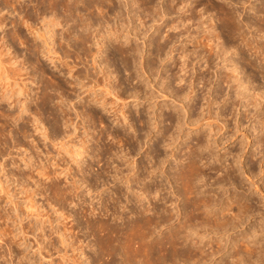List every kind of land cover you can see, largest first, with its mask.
Listing matches in <instances>:
<instances>
[{"label": "rangeland", "instance_id": "374dc122", "mask_svg": "<svg viewBox=\"0 0 264 264\" xmlns=\"http://www.w3.org/2000/svg\"><path fill=\"white\" fill-rule=\"evenodd\" d=\"M81 1L82 3L84 2L85 4H88L92 0ZM221 1L226 2L228 6L235 9L237 20L242 24L243 28L245 27L244 24H246L245 19L247 16H249V14L250 16L252 15L248 9L251 5H258L259 3V0H239V2L236 0ZM243 1L245 3H243ZM82 3L80 2L78 4L80 14L78 13V15L75 14L76 16H73L78 18L77 16L83 14L85 17V14L87 16L91 13L90 16L93 21L96 22L95 25L100 22L102 30H106L105 33L108 36L105 35L107 36V39L97 38L100 37L102 31L100 29V32H96L100 26H95L97 29L92 27L95 30L92 28L90 30L91 34L89 38L91 39H89L88 44H82L79 42L80 40L77 39L78 33L80 34L82 32L81 28L79 26L76 27L75 21L68 20L66 23L62 21L61 24L53 27L54 34L52 36L53 39H51V45L52 48L58 52V56L61 57L60 61L56 59V55L52 56L53 59H51V56H49L46 53V50H44V46L41 47L43 49H40L45 52L35 51L29 49L26 43L23 44L19 43V41H15L14 48L28 57L36 66L44 68L47 72L45 77L48 76L45 79L49 82H53V79L54 81L61 82L66 77L70 78L67 67L63 66L64 63L61 62L63 61V58L67 59L64 60L69 63V66H73V71H76L79 75L80 80H77V85L74 86V90L64 92V107L68 111L74 125L81 126L82 124L83 115L79 114L81 113V110H85L83 105L91 109L96 117L95 126H91L90 124V126H88V132L92 133V140L90 138V143L88 145L93 151L90 154L93 159L89 158L90 156L87 157L88 161H91V169L89 171L90 173H84L85 177L90 179V182L94 184L93 186L90 184H84L87 182L82 184L83 181L80 179V175L82 174L79 173L76 180L79 184H82L81 188L84 187L82 189L83 193L88 190L87 194L85 193L84 198V201L86 202L84 203L83 200H80L81 196H79V200L76 198L77 196H75L74 199L76 200L74 201L73 199L74 203L69 200V203L67 202V204H63V211L60 210V212H55V208L58 209L60 206H57L60 203L59 197L55 195L56 193L51 188H49L50 186L47 182L49 179L45 180L46 182L43 180L46 178L44 176L46 174H43L42 178V174L38 173V169H41L40 167L42 166L44 168L45 166V171L53 172L55 168L57 171L59 168L63 167L60 162L62 164H67L69 161H66V158H61L62 154H58L53 143H51L46 137H43L41 134L42 132L40 131L39 133L37 130L38 128H34L35 122L32 121L34 117L32 114L34 115V110L36 109L35 106H37L36 102L39 101L37 99V91H39V89H36V82L35 84L31 82L29 83V95L22 93L20 95H15V97L6 95L7 98L3 99V101L0 100V108L3 110H1L2 112L0 111V180L6 190L12 195L10 200L18 202L16 211L13 209V205L8 202L10 201L8 196L4 192H0V263L18 264L20 260H22V263L19 264H66V260L67 264H78L79 262L80 264H98L100 260L103 262L102 259H99L100 253L98 251L100 248L98 249L97 246L99 247L100 245L96 242V237L91 232H86L84 227L81 228L80 226L77 227L75 225L76 220H73V218L75 219V217H78L79 219L81 216H77L75 213L79 210L77 208L79 207V202L83 201V205L89 204V207L86 206L88 209L94 208L93 217L96 215V217L103 220L107 219L109 221L110 219L111 222L113 221L115 223H119L117 220L121 221L118 217H126L127 215L129 217L130 214H136L138 213V210L146 208H148L146 214H152L155 212V215H152L158 216L162 209H169L172 213H175L174 216L177 217L181 214L183 197L181 195V190L179 189L180 184L177 183V179L173 176V172L169 171H173L177 163L181 162L191 149L195 150V152L202 157V163H205L207 166L215 165V167H217L221 165V168L223 166V169L224 167H229L228 169H230V181L226 182L229 186L222 181L221 183H223V185L215 182L216 179H220L222 173L221 170H219V172L212 171L210 173V179L207 176L206 179L204 178L200 181L201 193L203 192V195L209 194L212 195L213 198L215 197L216 205H213V208L211 207L210 209L212 211L216 209L217 211H219L218 209L221 210L230 197L232 200L235 199L232 204L234 206H230L226 211L228 216L234 215V211H237L236 203H240V201L243 202V204L250 205L248 207L251 209L246 210V214L243 215V217L245 216L244 219L242 217L243 220L241 219L240 222L235 223V227L234 225L232 226L233 229H230V227L228 230L225 229V231L224 229H222V231L221 229H218L217 231H214L218 233L214 234L207 226L209 228L208 230L203 229V231H200L204 242L212 238L217 239L219 242L221 241L220 244L222 245V249H220L221 251L216 255V258H225L229 254L232 240L237 237V235L238 237H240L239 235L251 236L248 240L250 239L252 243L254 240L261 243L264 242V154L261 155L256 153L255 155H251L252 150L254 151L256 145L254 140L258 139L256 136H259L261 132H258V134H256L257 132H253V134L251 133L250 139L253 141H251V144H248V141L244 139L245 143L240 147L238 139H241L242 135L238 134L239 138L237 139V136H234L231 139L232 143L227 142L224 145H220L218 147V152H216L217 154L222 153V156L220 155L221 160L217 161L210 158L208 150L203 146L204 126L197 129L192 125L186 124L188 118L194 119L200 115L202 105L205 101H203L202 98L207 96L206 92L209 88H211L210 91L218 102V110L221 113L223 112L222 116L226 119L229 128L233 126V117H236L234 115L238 110L242 112V109H239V106L236 104L234 105L235 102H232L234 96L233 90L232 87L229 86L230 83L223 80L221 76L223 75V68L222 64L219 63V60H217L218 58H214V56L210 57L201 46L198 44L195 46L194 44L195 40L200 39L203 30H205L203 27L204 24L201 22L206 18V15L200 16V10L193 7V0H106L103 1L104 10L107 11L104 16H102L103 14H98V11L94 9H91L90 12H86L82 9ZM248 4L250 5L248 6ZM210 9V14H212L213 20H215L217 18V11ZM157 11L159 12L157 13ZM50 13L51 12L48 9H44L42 6L37 10L35 0H19L18 2H14L13 5L7 3L5 0H0V17L3 18L1 29L10 30L12 28L11 21L14 20L17 23V28L23 41L26 39L30 41V38L33 37L30 30L26 27V24L31 23L34 26H41L43 24L42 19L44 17L49 19L52 14ZM62 14L63 13L61 12L58 13L60 19H63L64 17ZM100 17L103 21H100ZM24 20H28L26 24L23 23ZM104 21H107L108 23L105 22V24H102ZM175 21L179 23L178 26H176L177 29L175 27H170ZM103 25H107V28H103ZM256 25L259 26V28L262 26L263 29L261 27V29H258L259 31H257ZM256 25L250 24L249 27L248 23V26L245 27L248 29L245 30L248 31L247 33L249 36L251 34L257 35V39L262 42L264 40V25ZM111 26L116 31L109 39V31L112 28ZM254 26H256V28ZM260 34L263 35L261 36ZM117 35L120 37L118 38ZM259 35L261 37H259ZM232 44H235L233 45L235 49H232L230 55H233L232 57H234L235 63L237 62L238 64V71L241 72H239V76L248 79V76L250 78L253 70L246 60H242L241 53L238 51V43L233 42ZM133 47L136 48L135 53L132 52L134 64L131 62V57L128 54L125 55L123 52L125 50H130V48ZM98 49H101L99 50L101 53L98 52ZM246 52H244V54L251 56L250 52ZM184 54L186 56L185 61H183L184 58L181 57L184 56ZM93 57H95V63L92 61ZM253 57L254 55L251 56V58ZM259 60L260 59H257V61ZM184 62V66L181 65ZM105 63H107V66L104 69H107V72L112 73L110 83L115 84L114 87L116 88V91H124L123 94H120V97L121 102H124L122 110L124 109L123 112L127 118L126 120L122 119V116H120L121 110L115 114L113 109L110 108L111 106L108 107L109 105L101 106V103L97 101L88 104L89 98H92L91 96L93 95L90 93V97L87 98L86 94L88 93L86 89L89 88L93 80L101 76L100 68L102 69ZM261 63H263V61ZM131 66H134L137 69L138 78L134 80H126L125 77H127V72L129 71L127 68L131 69ZM145 71H147V73ZM10 76H13V74ZM15 77L14 79H12L13 77L9 78V81L7 82H11L10 84L5 81L4 85H2V83L0 86H8V88H10L11 85L18 80V77L17 80ZM181 78L182 81H180ZM251 78H253L250 79L251 84H247V86L252 85L253 87L250 89V93L253 95V93L255 94L264 91V78L259 76H255V79L254 77ZM146 79L149 80L147 81ZM190 81L193 82V98L191 100L188 98L183 99V102L189 111V113H184L181 101L174 100L172 94H175L176 96L178 95V97H183L184 94L189 91V85L187 84ZM161 83L162 87H166V89H164L165 91H162ZM258 89L261 91H258ZM161 91L167 96L163 97ZM54 93L53 103L49 105L53 108L54 104L60 100L58 97L59 95H56L58 93ZM253 96L257 97V95ZM262 96L263 97H260L257 101L260 113L264 111V95ZM111 98V95H107V101L109 99L111 100ZM16 99L26 101L25 104L28 107L27 111H20L22 105L20 104L21 102L17 103V101H13ZM217 106L214 105V107ZM57 111L58 110H56V113H59V111ZM252 112L253 110L251 113ZM251 113L248 114L250 115L249 122L245 120L247 118L242 117L244 124L247 123V125H252L253 121L251 119ZM17 114H20L21 116L14 119L13 117ZM46 116H48V114H45L44 112L42 118L44 117L43 122L48 130L47 132L53 131L61 136L67 129H70L73 132V125L70 127V124H68L69 126L66 127L60 122L56 124L57 126H53L49 118L50 116ZM85 119L86 118H84V120ZM98 119H101V124ZM36 124L38 123L36 122ZM92 127H95L94 130ZM177 127H179L180 130L177 131ZM227 130L228 129H226V132L229 133ZM82 131L83 128L81 127L74 132L75 135L78 133L80 136ZM161 132L164 133L167 138H163ZM170 136H173L174 138L171 140ZM227 150L231 151L230 154L227 153ZM255 152H257V150ZM94 154L95 157L93 156ZM51 156H53L55 160ZM24 158H26V160ZM52 159L54 160L53 162ZM26 161L29 162V164H26ZM52 164L55 165L51 166ZM58 164L62 167H56ZM36 166H38V168ZM70 166L77 169L75 165L70 164ZM232 167H242V169L241 171H232ZM249 167L251 168L252 175L249 174L248 176V170L246 169ZM132 169H134V171ZM36 171L38 174H36ZM102 171H105L106 174ZM99 172L101 174V176H98L100 180L96 179V182H94V179L97 177L96 174L100 175ZM49 174L52 176V173ZM31 175H33V177ZM127 175L131 180L127 179ZM62 176L63 175L59 176L60 185L64 186L65 179H63ZM122 176L123 178H120ZM124 176L130 181H125L126 179ZM101 177H104L105 180H102ZM78 178L80 180H78ZM134 178L135 180H138L135 181L133 180ZM67 180L71 181V178H67L66 181ZM36 181H38L39 184ZM229 182H231V184ZM45 184L46 186L43 188ZM146 185L150 186L154 191V194L151 195L152 197L147 196L145 193L143 194L144 189L142 186ZM255 185L263 190L262 194L257 190L258 188L255 187ZM88 186L90 191L86 188ZM233 186H236V189ZM25 187L29 188V191H27ZM27 195H32L33 197L32 199L35 205L33 210L29 207L31 203L30 198ZM25 197H28L29 199L27 200ZM236 198L240 200H237ZM77 200L79 202H77ZM52 206L56 207L54 208ZM17 212L18 214H16ZM61 213L66 216L69 215L70 218L63 219L62 217L65 215L61 216ZM230 213L232 214L230 215ZM32 214H34V216ZM17 218H22L21 222ZM66 222H68V226L74 224V227L70 229V234L73 233L76 238H71L73 240L72 243L69 247L66 246L64 248V245L62 246L60 243V238L58 233L56 234V230H61V226ZM173 224L176 225L175 222ZM174 226L172 225V227ZM162 227L160 233L168 230L165 226ZM166 227H168V225H166ZM210 231L212 233H210ZM157 232L154 234L155 237H158L159 235V232ZM79 246L83 251L80 250ZM62 247L65 250H62ZM11 250L14 251L12 252ZM63 252H65L66 256ZM82 252L84 254H82ZM168 252L170 253L171 250H168ZM63 256L64 258H62ZM124 256L127 257L126 254L122 255V257ZM116 257L121 259L120 255ZM124 258L121 260H124ZM94 260H96V262ZM102 262L99 264H102ZM212 263L213 262H209L208 264ZM221 264H224V262H221Z\"/></svg>", "mask_w": 264, "mask_h": 264}, {"label": "bare ground", "instance_id": "6f19581e", "mask_svg": "<svg viewBox=\"0 0 264 264\" xmlns=\"http://www.w3.org/2000/svg\"><path fill=\"white\" fill-rule=\"evenodd\" d=\"M5 1L7 3H11L13 5L14 2H18L19 0H5ZM35 1H36L37 10H39L40 7L42 6L44 9H48L52 14L50 13L51 17H49V19L48 18L46 19L45 17L42 19L43 24L41 26H37V25L34 26L31 23H27L28 20L23 21L24 24L27 23L26 27L30 30V33L33 35V37L30 38L31 39L30 41L28 39H26V40L24 39L25 41H23L21 39L22 37H21L19 30L17 28V23L14 20L11 21L12 28L10 30L1 29L2 25H3V18L0 17V84L3 83L2 85H4V82L9 81V78H11V77H13L12 79H14L15 76L18 77V80H17V77H15L17 82L16 83L14 82V84H12L10 88H8V86H2V85L0 86V100L3 101V99L7 98L6 95H10V97H15V95H20L21 93L25 94V95H29L28 94V93H30L29 92L30 88L28 87L29 83L31 82V83L35 84V82H36V85H35L37 87L36 89H39V91H37L38 92V94H37L38 98L37 99L39 101L36 102L37 106H35L36 109L34 110L35 111L34 115L32 114V116H34L32 121L35 122L34 124L36 125V127L34 125V128L35 129L38 128L37 130L39 131V133L41 131L42 132L41 134L43 135V137H46L51 143H53V145L56 147V150L58 151V154L59 155L62 154L61 158H66V161L67 160L69 161V162H67V164H65V163L62 164L60 162V164L63 165V167L60 166L59 164L56 165V167L58 166V168L62 167V168H59V170H57V171H56V168H55V170H53V172L45 171L46 170L45 166H44V168H43V166L42 167L39 166L42 170L41 169H38L39 171L37 170L39 174H42V176L40 175L42 178H43V174H46V175H44L46 178L43 180L45 181V180L49 179L47 181L49 186H50L49 188H51L56 193L55 195H57L59 197L60 203L59 202H58L59 204L56 203V204H58L57 206L60 205L59 208L57 207L58 209H56L55 208L56 206L55 207L52 206V207L55 208V212H57V211L60 212V210L61 211L64 210L63 204H67V202L69 200L73 201L75 196H77L76 198H78V200H79V196H81L83 198L82 199L80 197V200H83V201L85 200L84 199L85 193L87 194L88 190L85 191V193H83L82 189L84 187L81 188L82 187L81 185L84 182H87L84 184H88V185L90 184L92 186L94 184V183L92 184V182H90V179L85 177L84 173H86V172L90 173L89 171L91 169V161L89 162L87 157L90 156V154L93 152L89 148V145H88L90 143V138L92 137L91 136L92 133L88 132V126H90V125L93 126L95 124V121H96L95 118L96 117L94 116L91 109H89L85 105H83L85 110L83 109V111L81 110V113L79 112L80 113L79 115H81V114L83 115V119H82L83 121H82L81 126L79 125L80 126L79 127L78 125L73 124V120L69 116L68 111L65 109L64 99H63L64 92L74 90V86L77 85V80H80L77 72L73 71L74 67L69 66V63L66 61L67 60L66 58H63L62 60L64 62L63 61H61V62L64 63L63 66L67 67V71H68V74L70 75V78L66 77L61 82L56 81V80L54 81V79H53V82H49L45 79L48 77V76L45 77V74L47 73L46 70L42 67L36 66L28 57L21 54L17 50H15L14 42L19 41V43H23V44L26 43L28 45L29 49H32L35 51L43 52L44 50H46V53L49 56H51V59H53L52 56L56 55L55 56L56 59L60 61L61 57L58 56L59 55L58 52L52 48V45H51L52 40L51 39H53L52 36L54 34L53 27L55 25L61 24L62 21H64L65 23L68 22V20L75 21L76 27L79 26L81 28V31L83 32V33L81 32L80 34L78 33V35H77L78 36L77 39H79L80 40L79 42H81L82 44H88L89 39H91L89 37L91 34L90 30L92 27L95 28V26H97V27L100 26V28L98 27V29L95 28V29H97L96 32H100V29L102 31V34L100 35V37L96 36L97 38L107 39L108 35L105 33L106 30L105 31H104V29L102 30L101 23L98 22V19H97L98 24L95 25L96 22H94L92 17L90 16L91 13H89L87 16L85 14V17L83 16V14H81L80 16H77L78 18H75L73 16L75 14L78 15V13L80 14V8L78 7V4L80 2L82 3L81 0H35ZM103 1H106V0H92L88 4L87 3L85 4L83 2L82 3L83 4L82 9L85 10L86 12H88V11L90 12L91 9H94V10L98 11V14H103L102 16H104L107 13V11L104 10ZM236 1L239 2V0H236ZM193 3H194L193 7L200 10L199 11V14H201L200 16L206 15V18L204 17L205 19L201 22L204 24L203 27L205 30H203V34L200 37V39L195 40V43L194 42L193 43L195 44V46H196V44L201 46V48H203V50L205 52H207L210 57L214 56V58L215 57L218 58L217 60H219V63L222 64V68H223V75H221V76H222L223 80L230 83L229 86L232 87V90H233L234 96H233L232 102H235L234 105L235 104L238 105L239 109H242V112L238 110V112L234 115L236 117H233L234 118L233 126L231 128H229L227 126L226 119L222 116L223 112L221 113L218 110V106H217L218 102L216 101V98L212 95V92L210 91L211 88H209L208 91L206 92L207 96L202 98V100L203 101L205 100V101L202 105L200 115L194 119L188 118L186 124L192 125L194 128H197V129L202 128L204 126L203 127L204 128V130H203L204 131L203 146L205 149L208 150V155L213 160H217V161L221 160V156H222L221 154L222 153L217 154L218 147L220 145H224L227 142L232 143L231 139L234 136H237L236 138L238 139L239 138L238 134L242 135L241 139L240 138L238 139V143H239L240 147H241V145H243V143H245L244 139H246L248 141L247 142L248 144H251L252 140L250 139V135H251V133L253 134V132L254 133L257 132L256 134H258V132H261V133L259 136H256V138L258 137V139L254 140L256 145L254 144L255 148H254V151L252 150L251 155H253V154L255 155L256 153L263 155L264 154V111L262 113L259 112L257 101L260 99V97H263L262 95H264V91H261L260 90L261 88L258 89V91L260 90L261 92H259V93L257 92L255 94L253 93V95H255V96L257 95V97H254L250 93V89L253 88L252 85L247 86V84H251L250 79H253L251 77H254V79H255V76H257V77L259 76L261 78L262 77L264 78V40L261 42L259 39H257V37H256L257 35H254V34H251L252 36L250 35L251 36L250 37L247 33L248 31H246L248 28L246 29L245 27L248 26V23H249V27H250V24L264 25V0H259L258 5H251L250 6V8L248 10H250V13L252 15L250 16V14H249V16H247V18L245 19L246 24H244L245 25L244 28H243L242 24L237 20V15H236L235 9H233L231 6H228L226 4V2H224V1H221V0L220 1L219 0H193ZM240 3H242V2H240ZM243 3H245V2L243 1ZM249 5L250 4H248V6ZM210 8L217 11V18L215 20H213L212 14H210L211 13L209 11ZM59 12L63 13L62 14V15H64L63 19H60L58 17ZM158 12L159 11H157V13ZM197 12H198V10H197ZM160 14H161V12H160ZM163 15H165V14H163ZM101 19L102 18L100 17V21H103ZM105 22H107V21H104L102 24H105ZM178 24L179 23L175 21L174 24H172L170 27L176 28V26H178ZM106 26H104L103 28H107ZM256 26H254V27L256 28ZM261 27L259 28V26H257V28H256L257 31H259L261 29ZM94 28H92V29H94ZM175 28H174V30H175ZM262 29H263V27H262ZM108 31H109V29H108ZM115 31L116 30L113 29V27L110 29L109 39L111 38V35H113L115 33ZM68 33H69V31H68ZM94 33H95V31H94ZM69 35H70V33H69ZM95 35H97V34H95ZM260 35L262 36L263 34H260ZM260 35H259V37H261ZM117 36H118V38L120 37L119 35H117ZM127 36H128V34H127ZM115 38H117V37H115ZM233 42L238 43L237 44V46L239 48L238 51H240V53H241L240 55L243 58V59L242 58L241 59L243 61L246 60L248 65L253 70V73H251L250 78L248 76V79L245 77L242 78L239 76L240 71H238V68H237L238 64H237V62L235 63V59H234V57H232L233 55H230V52L232 51V49L233 50L235 49L233 46L235 44H232ZM198 45H197V47H198ZM43 46L45 47V49L41 50V49H43V48H41ZM135 49L136 48L133 47V48H130V50L123 51L125 53V55L128 54L131 57V62H133V64H134V58L132 55H133V53H135ZM99 50H101V49H98V52H100ZM122 50H124V49H122ZM243 51L244 52L247 51L248 53L250 52L251 53L250 55L251 56L254 55V57L251 58V56L244 54ZM136 52H137V50H136ZM238 54H239V52H238ZM64 55H65V53H64ZM95 55H93V56H95ZM245 55L248 57H246ZM55 57H54V59H55ZM181 57H183L184 58L183 61H185V58H186L185 54H184V56H181ZM56 59H55V61H56ZM64 59H66V60H64ZM92 59H93L92 60L93 63H95L96 62L95 57H93ZM257 59H260V60L257 61ZM262 61H263V63H261ZM106 64L107 63L104 64V67L102 69L100 68L101 76L99 78L93 80V81L91 80L92 84H90L89 88L86 89V91L88 93V94H86L87 98L90 97V93H92L91 95H93V96H91L92 98H89L88 104H90L93 101H97V102L101 103V106L109 105L108 107L111 106L110 108L113 109L115 114H117L118 111L121 110L120 116H122V119L126 120L127 118L125 116V113L123 112L124 109L122 110V106H124V102H121V97H120V94H123L124 91L123 90L116 91L115 90L116 88L114 87L115 84L110 83L112 73L107 72V69H104L107 66ZM184 64H185V62L182 63L181 65L184 66ZM100 66H102V65H100ZM181 68H182V66H181ZM127 70H129V71L127 72L128 73L127 77H125L126 80H134V79L138 78L137 77L138 76L137 75V69L134 66H131V69L127 68ZM147 71H148V69H147ZM147 71H145V72L147 73ZM11 74H13V76H10ZM86 74H87V72H86ZM145 76H146V74H145ZM177 80H178V78H177ZM13 81H15V80H13ZM180 81H182V78L180 79ZM10 83L11 82H9L8 84H10ZM187 85H189V89H188L189 91L186 92L185 94H184V92H185L184 91L183 97H181V96L178 97V95L176 96L175 94H172V96H174L173 97L174 100L181 101V106L184 110V113H189V111H188V108H186V105L184 104L183 99L188 98L189 100H191L193 98L192 94L194 92L193 82L190 81ZM249 86H251V87H249ZM161 88H162V91H165L164 89H166V87H164V86L162 87V83H161ZM253 91H254V89H253ZM54 92L58 93L56 95L57 96L59 95L58 97L60 100L57 101L56 103L54 102L55 104H54V108H53L52 106H49V105L51 103H53V95L55 94ZM107 95L108 96L111 95L112 98H111V100L109 99L110 101L109 100L107 101ZM162 95H163V97L167 96L164 92H162ZM13 101L14 102L17 101V103L21 102L20 103L22 105L21 110H20L21 112L27 111L28 107L25 104V102H26L25 100L21 101L19 99H16ZM117 102H119V103H117ZM214 105H216L217 107H214ZM230 105H232V104H230ZM1 110L2 109L0 108V111ZM56 110H58L59 113H56ZM252 110H253V112L251 113ZM44 112H45V114L46 113L48 114V116H46V117L50 116L49 118H50L51 124L53 126L60 123V122H62L63 125H65L66 127L69 126L68 124H70V127L73 125V132L70 129H67L62 134V136L57 134L56 132H53V131L47 132L48 130L45 127V124L43 122L44 117L42 118ZM230 113H231V111H230ZM250 113H251V119L253 121L252 125H250V124L247 125V123L244 124L242 121V117L247 118L245 120H247V122H249L250 121V118H249L250 115H248V114H250ZM0 115H1V113H0ZM175 115H177V114H175ZM20 116H21L20 114H17L13 118L17 119ZM178 116H179V114H178ZM9 117H10V115H9ZM188 117H189V115H188ZM79 118H81V117H79ZM84 118H86V119L84 120ZM175 118H178V117H175ZM98 121L100 122V124L102 123L101 119H98ZM36 122L38 124H36ZM84 122H86L87 125ZM250 126H251V128H250ZM81 127L83 128V131L81 132L80 136L78 135V133L75 135L74 131H76L77 129L79 130V128H81ZM94 128H93V130H94ZM176 129H177V131L180 130L179 127H177ZM223 129H224V131H223ZM226 129H228L227 131H229V133L226 132ZM161 136L163 138H167L164 135V133H162V132H161ZM173 138H174L173 136L172 137L170 136L171 140ZM91 140H92V138H91ZM54 146H53V148H54ZM256 150H257V152H255ZM230 152L231 151L227 150V153L230 154ZM64 155H66L68 158ZM93 156L95 157V154ZM51 157H53V156H51ZM61 158H58V159H61ZM89 158L93 159V157H91V156ZM24 159L26 160V158H24ZM54 160H55V158H54ZM54 160L52 159V162ZM66 161H64V162H66ZM26 164H29V162L26 161ZM48 164H51V163H48ZM70 164L75 165V167H77V169L70 166ZM32 165H33V163H32ZM54 165L55 164H52L51 166H54ZM31 166H30V168H31ZM36 167L38 168V166H36ZM243 167H244V165H243ZM228 168L224 167V169H223V166L221 168V165L217 166V167H215V165L214 166H210V165L207 166L205 163H202V157L199 154H197L195 152V150L191 149L187 153L186 157H184V159L181 162L177 163V165L174 167L173 171L172 170L169 171V172H173V176L176 177L175 179H177V183L180 184L179 185L180 188L179 187L178 188L181 190V195L183 197L181 214H179L180 213L179 212L178 213L179 215L177 217H175L174 216L175 213H172L171 210H169V209H162L159 212L158 216H154L155 212L152 213L154 215L149 214L148 212H147L148 214H146V211L148 210V208H146V209L138 210L137 211L138 213H136V214H130L129 217H128V215L126 217L125 216L124 217L123 216L118 217V219H121V221L117 220V222H119V223H115L113 221L111 222L110 219H109V221L107 219L103 220L99 217H96V215H95V217H93L94 208L88 209L86 206H88L89 204L83 205L86 201H84V203H83V201L79 202L77 200V202H79L80 204L78 203L79 207H77V208L79 210L77 209L78 211L75 213L77 214V216H79V215H81V216L79 219H78V217H75V219L73 218V220H76L75 225L77 227L78 226H80L81 228L84 227L86 232L89 231L96 237V242L100 245L99 247L97 246L98 249L100 248V250L98 251L100 253L99 259L103 260V262L100 260L98 262V264L100 262H102V264H120V263H124V262H125L124 264H208L209 262H213L212 264H221V262H224V264H255V263L256 264H264V242L261 243V242L254 240V242L252 243V241L250 239L248 240V238H250L251 236L239 235L240 237H238V235H237V237H235L233 240L231 239L232 243L230 245L229 254L227 255V253H226L227 256L225 258L217 259L216 255L219 253V251H221L220 249H222V245L220 244L221 241L219 242L217 239L212 238V239H209L208 241L204 242L202 234H200L201 230L202 231H203V229L208 230L209 228H210L209 230L213 231L214 234L218 233V232H214V231H217L218 229L219 230L221 229V231H222V229H224V231H225V229L228 230L229 227H230V229L231 228L233 229L232 226L235 223L240 222L243 215L246 214V210L250 209V207H248L250 205L243 204V202L240 201V203H236L237 204V211H234L235 212L234 215H231L232 213H230V215L232 217L228 216L226 211L230 208V206L231 207L234 206L232 204L234 203V199H235L234 198L232 200L230 197V199H228V201L225 203V206L223 205L224 206L223 208H221L222 206L219 207V208H221V210L218 209L219 211H217V209H216V210L212 211L210 208L213 205H216L215 204L216 200L214 199L215 197L213 198L212 195H209V194L203 195L202 194L203 192L201 193V190H200V188H201L200 183L201 182L200 181L203 180L204 178L206 179L207 176L209 178L210 173L212 171H215V172L216 171L219 172V170L222 171L220 179L215 178L216 179L215 182L217 184L220 183L223 185L224 182L226 183V182L230 181V177H231L230 172H229L230 169H228ZM47 169H48V166H47ZM241 169H242V167H232V171H238V170L241 171ZM49 170H50V168H49ZM132 170L134 171V169H132ZM246 170H248L247 175L249 176V174L252 173L251 168L249 167ZM37 171H36V174H38ZM102 172L104 173L105 171H102ZM117 172H118V170H117ZM146 172H148V171H146ZM149 172H150V170H149ZM152 172H153V170H152ZM49 173H52V176ZM79 173L82 174V175H80V177H81L80 179L83 181L82 184H79V182L76 180L77 179L76 177L79 176L78 175ZM99 174H100V172H99ZM105 174H106V172H105ZM61 175H63L62 177H63V179H65V183L63 181L64 186L60 185L59 176H61ZM96 175H97V177L94 179L95 180L94 182H96V179L100 180L98 178V176H101V174L100 175L96 174ZM31 176L33 177V175H31ZM113 177H114V175H113ZM67 178L68 179L71 178V181H69V180L66 181ZM103 178L101 177L102 180H105V178L104 179ZM120 178H123V176ZM135 178L133 180H135ZM80 179L78 178V180H80ZM114 179H116V178H114ZM125 179H126V177H125ZM127 179H130L128 177V175H127ZM127 179L125 180L127 182L131 180V179L130 180H127ZM136 180H138V179H136ZM221 181L223 183H221ZM36 182L38 183V181H36ZM102 182H104V181H102ZM231 182H229V183L231 184ZM227 185L229 186V184H227ZM233 185H234V183H233ZM45 186H46V184L44 185L43 188H45ZM142 187L144 189L143 190L141 188L143 190V194L145 193V194H147V196H151L152 194H154V191L152 190V188L150 186L146 185V186H142ZM255 187H257V185H255ZM86 188L89 189V191H90L89 186ZM86 188H85V190H86ZM26 189H27V191H29L28 190L29 188H26ZM179 189H178V191L180 192ZM257 190L260 191L262 194L263 190L261 188H258ZM0 192H4L8 196L9 200H10V198H12L11 197L12 195L9 193V191L6 190V188L2 185L1 180H0ZM27 196L30 198V203L32 204V205L30 204L29 207L32 208V210H33V207L35 206L33 203L34 201L32 199L33 197H32V195L31 196L27 195ZM28 197L27 198L25 197V198L28 200L29 199ZM52 197H53V195H52ZM75 200L76 199H74V201ZM237 200H240V199H237ZM74 201H73V203H74ZM8 202H10V204L13 205V209H15V210L17 209V207H18L17 203L18 202H14L13 200H10ZM52 202H53V200H52ZM105 205L107 206L106 203H105ZM65 208H66V206H65ZM88 210H89V212H88ZM107 210H108V208H107ZM107 210H106V212H107ZM230 211H231V209H230ZM230 211H228V212H230ZM62 213H61V216L65 215ZM16 214H18V212ZM32 215L34 216V214H32ZM68 217H69V215L68 216L65 215L62 218L68 219ZM244 217H243V219H244ZM108 218H109V216H108ZM113 219H115V218H113ZM18 220H20V222H21L22 218H19ZM176 220H177V222H176ZM206 221H208V222H206ZM174 222L176 223V225L173 224ZM212 223H213V226H212ZM166 225H168V227H166ZM172 225L173 226L175 225V226L172 227ZM162 226H165V228H168V230L166 232L160 233V231H161L160 229ZM61 227H62L61 228L62 231L56 230L57 231L56 234L58 233V235H59L61 245L62 246L64 245V248L66 246L69 247V245L73 241L72 239L76 238V237H74L73 233H72L73 235L70 234V229L74 227V224L71 226H68V222H66ZM234 227H235V225H234ZM162 230H163V227H162ZM207 230H204V231H207ZM3 231H5V230H3ZM211 231H210V233H212ZM156 232L159 234L158 237L154 236V234ZM4 233H6V232H4ZM252 235H254V234H252ZM13 238H14V234H13ZM59 238H58V240H59ZM78 239H80V238H78ZM50 242H52V241H50ZM78 242H79V240H78ZM36 243H38V242H36ZM73 244H72V246H73ZM52 246H51V248H52ZM38 247H39V245H38ZM118 247H119V249H118ZM64 248L62 247V250ZM71 248H70V250L72 251L73 248L72 249ZM80 250H81V247H80ZM168 250L169 251L171 250V252L169 253ZM11 251L13 252L14 250H11ZM81 251H83V249ZM65 252H63V253L65 254ZM123 253L127 255V257L124 256L126 259L124 257H122V255H124ZM82 254H84V253L82 252ZM118 255L121 256V259L124 258V260H127V261L121 260L118 257H116ZM65 256H66V254H65ZM62 258H64V256ZM21 261L22 260H20L19 263H22ZM94 261L96 262V260H94ZM65 263L67 264V260ZM78 264H80V262Z\"/></svg>", "mask_w": 264, "mask_h": 264}]
</instances>
